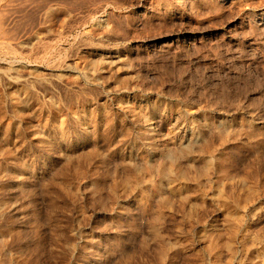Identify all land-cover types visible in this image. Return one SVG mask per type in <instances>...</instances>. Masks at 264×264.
<instances>
[{
    "label": "rangeland",
    "instance_id": "374dc122",
    "mask_svg": "<svg viewBox=\"0 0 264 264\" xmlns=\"http://www.w3.org/2000/svg\"><path fill=\"white\" fill-rule=\"evenodd\" d=\"M0 19V264H264V0Z\"/></svg>",
    "mask_w": 264,
    "mask_h": 264
},
{
    "label": "bare ground",
    "instance_id": "6f19581e",
    "mask_svg": "<svg viewBox=\"0 0 264 264\" xmlns=\"http://www.w3.org/2000/svg\"><path fill=\"white\" fill-rule=\"evenodd\" d=\"M0 21H1V19H0ZM3 25L1 24V22H0V30L3 28L2 27ZM4 30V29H3ZM6 31V30H5ZM2 34H3V32H2ZM1 45V44H0ZM17 48V47H16ZM24 48V47H23ZM30 48V47H29ZM38 53V52H37ZM64 75V74H63Z\"/></svg>",
    "mask_w": 264,
    "mask_h": 264
}]
</instances>
